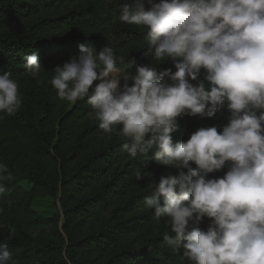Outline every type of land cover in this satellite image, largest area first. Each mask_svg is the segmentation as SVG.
Listing matches in <instances>:
<instances>
[{"label": "clouds", "instance_id": "1", "mask_svg": "<svg viewBox=\"0 0 264 264\" xmlns=\"http://www.w3.org/2000/svg\"><path fill=\"white\" fill-rule=\"evenodd\" d=\"M119 11L121 23L144 30L153 62L170 58L176 71L141 65L133 74L112 47L81 44L51 69L49 83L62 101L87 98L99 129L123 137L131 157L152 152L175 169L153 180L144 198L154 218L169 224L163 241L171 251L182 250L187 264H264V0H124ZM23 60L25 75L38 79V54ZM21 106L19 85L5 72L0 119ZM225 108L222 130L200 127L173 142L178 118H210ZM226 163L222 177L208 178ZM6 171L0 164V181ZM0 264H16L6 242Z\"/></svg>", "mask_w": 264, "mask_h": 264}, {"label": "trees", "instance_id": "2", "mask_svg": "<svg viewBox=\"0 0 264 264\" xmlns=\"http://www.w3.org/2000/svg\"><path fill=\"white\" fill-rule=\"evenodd\" d=\"M123 2L0 0V75L12 73L22 96L21 108L0 119V164L7 166L0 181V242L16 264H187L182 250L173 252L163 241L169 224L144 207L152 192L144 179L160 166L153 153L131 157L123 137L99 129L87 98L62 101L49 83L51 69L78 55L81 44L97 51L112 47L133 74L141 65L176 71L170 58L153 62L142 28L119 21ZM33 53L44 67L38 79L23 68V56ZM228 115L225 108L210 118L180 117L173 142L186 141L200 127L220 131ZM227 170L226 163L210 178ZM38 197L54 199L57 211L37 213L32 203ZM208 223L205 218L198 227Z\"/></svg>", "mask_w": 264, "mask_h": 264}, {"label": "rangeland", "instance_id": "3", "mask_svg": "<svg viewBox=\"0 0 264 264\" xmlns=\"http://www.w3.org/2000/svg\"><path fill=\"white\" fill-rule=\"evenodd\" d=\"M133 70V68H130L129 71L131 72ZM70 106H68L69 108ZM228 117L229 115L227 116V121H228ZM169 172H172L173 174H175V169H169V168H166L165 166H158L156 167L150 174H148L146 176V178L144 179L145 181V184L146 185H152V181L153 180H158L159 177L161 175H165ZM211 174H209V177L210 178ZM24 186V188L26 190H29L31 188V184L29 183H26L24 182L22 184ZM33 208L35 209V211H37V213L41 214V215H53L56 211H57V207H56V204H55V200L50 198V197H46V198H35L33 200ZM4 209V205L3 204H0V211Z\"/></svg>", "mask_w": 264, "mask_h": 264}]
</instances>
